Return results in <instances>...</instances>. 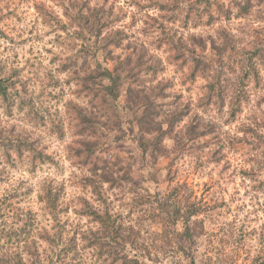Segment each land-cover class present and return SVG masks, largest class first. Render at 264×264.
Listing matches in <instances>:
<instances>
[{"label":"trees","instance_id":"obj_1","mask_svg":"<svg viewBox=\"0 0 264 264\" xmlns=\"http://www.w3.org/2000/svg\"><path fill=\"white\" fill-rule=\"evenodd\" d=\"M53 1L62 8V17L54 21L64 35L59 44L68 50L66 41L72 37L73 44L84 45L74 52L71 45L73 54L58 65L59 72L69 76L68 83H74V98L66 100L63 117H54L42 105L48 94H29L26 82L0 65L1 110L29 126L26 132H15L14 125L0 120V159L5 164L0 183L6 166L15 162H26L31 172L55 163L43 134L58 140L69 135L66 155L80 169L75 186L89 188L93 197H79L74 210L78 221L72 223L62 220L65 185L44 181L34 208L21 204L30 187L7 189L0 199V264H84L79 261L83 255L93 264H264V231L256 225L255 231L244 229L249 219L240 218L230 204L204 200L176 182L188 147L214 134L207 153L211 160L220 159L216 157L226 149L234 156L238 144L251 146L241 176L264 194V113L257 120L253 113L251 123H241L254 90L263 84L264 0L166 1L160 18L148 15L157 34L142 41L115 28L117 15L105 0ZM132 4L143 11L160 3ZM259 6L260 25L250 34L248 47L226 30H219L215 41L210 33L184 36L168 26L178 16L185 25L207 27L230 19L235 9L236 16L244 18ZM36 8L52 24L45 5ZM82 57L87 59L79 62ZM169 69L186 91L201 79L196 103L174 90V81L164 74ZM213 111L222 118L227 115L217 124L221 137H216L214 125L212 130L202 123ZM113 144L125 154H112ZM165 159L166 166L159 168ZM162 182L165 191L160 190ZM112 199L122 205L115 208ZM41 213L48 216L49 226H39ZM156 225L161 228L156 230ZM201 237L206 250L196 259L193 246Z\"/></svg>","mask_w":264,"mask_h":264},{"label":"rangeland","instance_id":"obj_2","mask_svg":"<svg viewBox=\"0 0 264 264\" xmlns=\"http://www.w3.org/2000/svg\"><path fill=\"white\" fill-rule=\"evenodd\" d=\"M101 1V0H96ZM109 7H112L113 14L117 15V22L115 28H121L127 33L135 36L138 41L147 40L151 37L150 33H156L149 21V16L161 17L163 11L160 10V6L167 2L174 3L175 0H156L159 6L151 8H144L143 11L137 9L132 4L133 0H105ZM220 1V0H218ZM228 3L231 0H223ZM43 3L46 10L49 12L48 19L52 22L46 23L45 19L37 11L36 6ZM92 4H95V0H91ZM227 4V5H228ZM263 6L255 8V14L253 12L246 17H238V9H235L230 19H223L221 22L207 26L204 25L196 27L192 23L185 25L182 18L178 17L175 20H171L168 23L169 27L179 33H183L184 36L188 35H206L212 34L215 41L218 38L219 30H226L231 35L238 38L242 46L248 47V43L251 41L252 36L250 34L260 25L257 20L258 9L262 10ZM262 12V11H261ZM180 15V14H178ZM264 17V12H262ZM57 17H62V8H60L53 0H0V65L3 69L13 70L17 77L22 81H25L28 86V93L33 95H40L45 93L49 95V99L45 102L43 100V107L48 108L51 114L59 118L64 116L65 102L69 98H74L72 91L74 90V83H68L69 76L67 74H61L59 72L58 65L65 56L72 55L74 51L80 49L83 50L84 45L77 43L73 44L72 37L67 38L66 43L69 44V48L72 45L73 49L66 50L65 46L59 44L64 35L58 30L56 22ZM58 25H56V24ZM60 39V40H59ZM66 39V38H64ZM63 39V40H64ZM65 43V42H63ZM240 46V48L242 47ZM154 51V50H153ZM152 52V48H151ZM159 55H163L159 52ZM227 58V57H225ZM87 58L82 57L79 62ZM1 70V69H0ZM166 77L171 79L174 90L178 91L183 98L188 99L192 103H196L201 95V79L196 84L192 85L190 91L183 90L177 83L178 78L169 69L164 73ZM178 76V75H177ZM254 88V87H253ZM252 89V86H251ZM255 94H252V105L246 107L241 115V123H251L252 115L255 113V120L259 119L264 113V73L263 84L254 90ZM260 102V103H259ZM201 114V110H194ZM226 112V110L222 111ZM247 117V118H246ZM20 119V118H19ZM9 119L5 116L1 110L0 103V120L1 123L14 125L15 132H26L29 130V126L21 119ZM226 120L227 115L222 118L221 114L217 111H213L204 115V124H208L211 129L217 128L216 137H221V132L218 129L217 124L221 123V120ZM186 119L180 126H177L176 131L180 132ZM236 124V123H234ZM214 125L215 127L211 126ZM205 126V125H204ZM214 134H207L206 137H201L195 141V143L189 146L188 152L183 155L181 159V166L183 168L182 174L177 177L176 182L182 183L187 186L192 194L197 197H203L204 200L213 201L218 199V202L230 204L234 212L241 218H248L245 223L244 229H252L255 225L258 226V230L264 231V194L256 193L248 179H243L241 176V169L247 163L248 158L246 155L252 150L248 144L236 145L234 156L231 155L228 150L221 156L216 157L220 159L211 160L207 154L211 148H213L215 141L212 138ZM188 138V137H187ZM186 138V139H187ZM250 142L253 139L249 136ZM69 135L63 140L49 137L47 134H43V141L48 146L47 151L53 155L55 163L45 164L36 168L35 171H29V167L26 162H15V166H6L8 172L4 175V180L0 183V199L7 189L14 187H30L31 194L25 197L22 205L26 207H37V196L40 191L41 184L44 181L56 182L65 185L66 194L63 198V207H66L62 220L66 219L72 223H76L78 218L74 213L79 206V197H85L92 200L90 189L86 188L81 190L75 186L74 179L79 173L78 169L67 158L66 144L69 142ZM117 145V144H116ZM201 145V149H199ZM111 152L123 153V150H119L118 146L111 145ZM125 154V153H123ZM264 161V157H262ZM167 164V160L159 161L158 167L163 168ZM4 163L0 159V170L4 167ZM245 167V166H244ZM261 177H264V162ZM141 179V178H139ZM141 181V180H140ZM166 184L164 182L160 185V190L165 191ZM89 190V191H88ZM115 195V194H114ZM113 196L111 195L110 198ZM115 208L122 205L121 200L112 199ZM78 205V206H77ZM0 201V207H1ZM5 206V205H4ZM4 209V207L2 208ZM255 212H259L257 222L255 224ZM248 213L249 217L245 214ZM12 214V213H11ZM13 215V214H12ZM13 218V216H12ZM39 226H49L51 222L48 216L44 214L39 215ZM156 230L161 227L156 225ZM251 236L255 241V233ZM194 250L196 251V259H200L202 254L205 253V238L201 237L194 244ZM242 259V258H241ZM84 264H93L91 258L87 255L81 256ZM169 264H171L168 261ZM237 264H249L247 261L240 260Z\"/></svg>","mask_w":264,"mask_h":264}]
</instances>
